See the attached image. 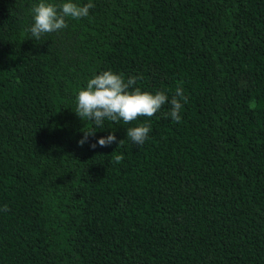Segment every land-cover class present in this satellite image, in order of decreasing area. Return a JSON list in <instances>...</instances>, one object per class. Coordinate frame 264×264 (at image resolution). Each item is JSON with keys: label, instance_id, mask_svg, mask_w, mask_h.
Instances as JSON below:
<instances>
[{"label": "trees", "instance_id": "trees-1", "mask_svg": "<svg viewBox=\"0 0 264 264\" xmlns=\"http://www.w3.org/2000/svg\"><path fill=\"white\" fill-rule=\"evenodd\" d=\"M38 2L0 0V264H264V0H71L36 39ZM108 70L182 88L181 120H81Z\"/></svg>", "mask_w": 264, "mask_h": 264}, {"label": "clouds", "instance_id": "clouds-1", "mask_svg": "<svg viewBox=\"0 0 264 264\" xmlns=\"http://www.w3.org/2000/svg\"><path fill=\"white\" fill-rule=\"evenodd\" d=\"M93 7L91 2L80 6L71 0L60 4L39 0L30 9L33 22L25 31L31 33L32 37L40 39L43 34L66 28L67 17L72 19L87 17L89 10ZM136 80L137 77H130L125 82L122 75L115 74L111 70L94 75L87 81L86 87L77 92L75 114L81 120H91L95 127L99 128L103 126L105 119L112 122L123 121L128 124L138 117H152L167 103L169 105L167 116L177 123L181 120V102L186 103L182 88H177L175 94L169 99L163 91L152 94L142 92L138 87L133 88ZM150 131L151 126L145 121L139 126L128 128L126 136L134 144L142 145L148 138ZM93 134L94 131L84 132V136L78 141V145L82 146L87 138ZM122 142L123 140L119 141L118 145ZM113 143H117L116 137L109 134L105 138L98 139L96 144L90 145V147L95 148L97 145L106 147ZM123 158L122 155H118L115 159L119 163ZM2 210L7 211V207L5 206Z\"/></svg>", "mask_w": 264, "mask_h": 264}]
</instances>
